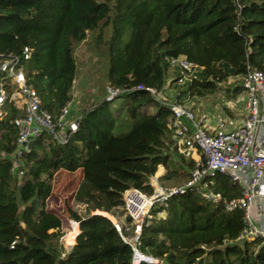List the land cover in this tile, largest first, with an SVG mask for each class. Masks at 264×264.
<instances>
[{
    "label": "trees",
    "instance_id": "16d2710c",
    "mask_svg": "<svg viewBox=\"0 0 264 264\" xmlns=\"http://www.w3.org/2000/svg\"><path fill=\"white\" fill-rule=\"evenodd\" d=\"M109 27L106 82L121 93L83 111L67 144L59 145L48 135L36 140L20 181L12 173L11 155L17 137L14 121L21 111L9 100L4 105L0 264H132L131 246L110 218L96 213L122 219L127 190L153 194L150 179L160 169L163 184L187 182L195 167L174 139L171 110L147 90L135 88L163 92L174 58H186L199 69L183 85L182 104L188 95L204 98L230 79L243 80L249 69L264 71V0H0V54L33 49L25 63L27 78L43 108L55 116L73 100L75 44L89 32ZM102 37L101 32L97 40ZM173 69L178 81L181 72ZM2 83L11 94L0 74V88ZM235 91L244 89L241 85ZM120 97L127 103L117 113L110 104ZM117 129L127 132L117 135ZM61 170L84 173L75 201L87 214L69 211L80 223V233L68 253L61 244L63 219L47 208ZM210 189L227 199L241 196L239 186L223 174L210 180ZM152 215L140 251L157 264H264V241L240 240L244 213L227 212L193 189L173 195Z\"/></svg>",
    "mask_w": 264,
    "mask_h": 264
},
{
    "label": "built area",
    "instance_id": "2783aa9c",
    "mask_svg": "<svg viewBox=\"0 0 264 264\" xmlns=\"http://www.w3.org/2000/svg\"><path fill=\"white\" fill-rule=\"evenodd\" d=\"M32 53V48L25 47L20 54H0L3 58L0 61V74L11 87L10 94L5 84H1L0 118L7 115L4 105L8 100L21 111L14 121L17 137L11 155L12 173L19 181L24 176V159L32 152L36 140L48 135L57 144L65 145L78 131L82 119V114H72L73 100L57 116L43 108L40 96L29 84L25 71V63L31 59ZM171 66L180 70L182 77L177 83L181 85L193 81L199 71L196 64L183 57L172 59ZM166 86L167 82L165 90ZM242 87L247 98L248 113L243 124L233 130H227L224 123H220L218 128L208 126L206 114L197 118L178 100L170 102L164 98L165 90L158 92L144 86L135 88L147 90L171 110L170 125L174 139L182 153L195 161V167L190 179L180 187L164 189L154 176L150 179L153 194L138 189H129L124 193L123 211L125 219L129 221L112 222L122 240L133 250L132 264L158 263V260L149 259L140 251L144 227L150 225L155 207L164 206L173 195L184 194L188 189L197 191L208 201L222 204L227 212L242 211L246 228L240 240L264 241V71L249 69ZM120 93V90L107 87L108 100H113ZM218 174L228 176L239 186V198L227 199L211 191L210 180Z\"/></svg>",
    "mask_w": 264,
    "mask_h": 264
},
{
    "label": "rangeland",
    "instance_id": "374dc122",
    "mask_svg": "<svg viewBox=\"0 0 264 264\" xmlns=\"http://www.w3.org/2000/svg\"><path fill=\"white\" fill-rule=\"evenodd\" d=\"M102 32V39L99 42L97 39ZM111 27L106 29L89 32L87 39L81 43L75 44V57L78 66V77L74 83L73 88V106L72 111L75 115L83 113V111L92 108L103 99L107 98V76L109 71V53L107 42L111 36ZM129 39V35H125V41ZM177 70L171 69L167 78L166 90L163 97L168 101H177L179 94L183 92L184 84L177 83ZM243 83L241 78L230 79L227 83L220 86V89L212 95L204 98L186 96L183 98V105L193 111L197 118L201 114H206L207 125L213 128H218L220 123L226 125L227 130H233L243 124L248 109L247 98L245 92L236 94L235 89L240 87ZM126 97H120L113 101L110 105L114 112L119 113L126 105ZM127 131H119L116 134L126 133ZM164 173L160 169L157 176L160 177ZM84 178L83 170L75 173H70L65 170L59 171L53 181V192L50 199L47 201L48 209L63 219L64 236L61 239V244L64 247L65 253L70 252L65 237L71 228V218L69 211H77L81 216H86L87 211L85 206L78 204L75 201L76 192ZM159 182V181H158ZM185 181L171 180L159 185L164 189L176 188L184 185ZM112 217V216H111ZM109 218V217H108ZM124 221L122 219L113 217L111 221Z\"/></svg>",
    "mask_w": 264,
    "mask_h": 264
},
{
    "label": "bare ground",
    "instance_id": "6f19581e",
    "mask_svg": "<svg viewBox=\"0 0 264 264\" xmlns=\"http://www.w3.org/2000/svg\"><path fill=\"white\" fill-rule=\"evenodd\" d=\"M97 213H100V212H97ZM100 214H102L104 216H107V217H109L110 219L113 220V217H111L107 213H100ZM70 225H71V228H70V230L68 231V233H67V235L65 237V241H66V244H67L68 247H73V246H75L76 238H77L78 234L80 233V223L75 221V220H71L70 221ZM149 259H152V258L149 257Z\"/></svg>",
    "mask_w": 264,
    "mask_h": 264
},
{
    "label": "crops",
    "instance_id": "0c3cea01",
    "mask_svg": "<svg viewBox=\"0 0 264 264\" xmlns=\"http://www.w3.org/2000/svg\"><path fill=\"white\" fill-rule=\"evenodd\" d=\"M72 114L75 115V111H74V110L72 111ZM80 114H82V113H80ZM156 176H157V175H156ZM158 178H159V176H158ZM73 247H74V246H73Z\"/></svg>",
    "mask_w": 264,
    "mask_h": 264
},
{
    "label": "water",
    "instance_id": "95a60500",
    "mask_svg": "<svg viewBox=\"0 0 264 264\" xmlns=\"http://www.w3.org/2000/svg\"><path fill=\"white\" fill-rule=\"evenodd\" d=\"M96 214H100V213H96ZM102 215V214H101ZM107 217V216H106ZM73 248H71L70 252L72 251Z\"/></svg>",
    "mask_w": 264,
    "mask_h": 264
}]
</instances>
